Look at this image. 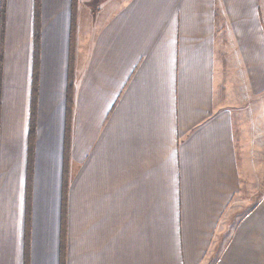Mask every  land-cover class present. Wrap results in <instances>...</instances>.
I'll return each instance as SVG.
<instances>
[{"label": "crops", "instance_id": "obj_1", "mask_svg": "<svg viewBox=\"0 0 264 264\" xmlns=\"http://www.w3.org/2000/svg\"><path fill=\"white\" fill-rule=\"evenodd\" d=\"M263 1L0 0V264H264Z\"/></svg>", "mask_w": 264, "mask_h": 264}, {"label": "rangeland", "instance_id": "obj_2", "mask_svg": "<svg viewBox=\"0 0 264 264\" xmlns=\"http://www.w3.org/2000/svg\"><path fill=\"white\" fill-rule=\"evenodd\" d=\"M263 4V7H264V1L262 2ZM264 12V10H263ZM69 92V90H68ZM69 94V93H68ZM263 97V100L260 101H254L251 105L248 104V102L246 104L243 105V110L246 111V114H242L241 116V119H244L246 122H250L251 125L249 128V133L251 135H255V136H258V135H261L262 134V127H263V132H264V96ZM260 105L262 106L261 109L262 110H259L260 109ZM263 120L262 123H260V120ZM249 124V123H248ZM252 138H254L252 136ZM259 143L262 142L261 139L258 140ZM264 141V140H263ZM66 165H67V160H66ZM64 183L67 184L68 182V173L66 171V174H65V177H64Z\"/></svg>", "mask_w": 264, "mask_h": 264}, {"label": "trees", "instance_id": "obj_3", "mask_svg": "<svg viewBox=\"0 0 264 264\" xmlns=\"http://www.w3.org/2000/svg\"><path fill=\"white\" fill-rule=\"evenodd\" d=\"M0 65H1V63H0ZM36 86V85H35ZM34 91L36 92V90H35V88H34ZM33 137V136H32Z\"/></svg>", "mask_w": 264, "mask_h": 264}]
</instances>
